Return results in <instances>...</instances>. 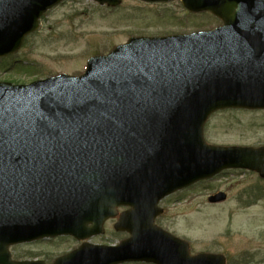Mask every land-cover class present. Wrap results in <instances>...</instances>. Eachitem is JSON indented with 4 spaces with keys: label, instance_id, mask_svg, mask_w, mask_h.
<instances>
[{
    "label": "water",
    "instance_id": "95a60500",
    "mask_svg": "<svg viewBox=\"0 0 264 264\" xmlns=\"http://www.w3.org/2000/svg\"><path fill=\"white\" fill-rule=\"evenodd\" d=\"M59 1L0 0V57L16 52ZM181 4L222 25L130 38L89 59L79 77L0 83V240L61 233L85 239L102 233L124 206L114 228L128 239L82 244L54 264H226L221 255L191 256L154 219L162 198L224 169L264 178V147L214 146L202 137L217 110L264 109V0ZM224 199L218 193L208 201ZM4 241L0 264H39L10 262Z\"/></svg>",
    "mask_w": 264,
    "mask_h": 264
},
{
    "label": "rangeland",
    "instance_id": "374dc122",
    "mask_svg": "<svg viewBox=\"0 0 264 264\" xmlns=\"http://www.w3.org/2000/svg\"><path fill=\"white\" fill-rule=\"evenodd\" d=\"M218 25L209 15L188 19L178 0L161 5L123 0L115 9L89 0L67 2L24 40L16 54L5 58L6 72L0 63V82L28 84L60 73L76 76L94 53L106 54L130 36L186 34ZM14 60L22 69L8 67ZM204 138L223 146H264V110L219 111L206 122ZM216 192L225 193L226 200L209 204L207 198ZM160 206L164 213L156 224L186 240L191 253H220L228 264H264V181L256 174L227 171L166 198ZM111 226L108 223L104 234L91 243L113 244L126 237Z\"/></svg>",
    "mask_w": 264,
    "mask_h": 264
},
{
    "label": "flooded vegetation",
    "instance_id": "af4514ba",
    "mask_svg": "<svg viewBox=\"0 0 264 264\" xmlns=\"http://www.w3.org/2000/svg\"><path fill=\"white\" fill-rule=\"evenodd\" d=\"M64 3L50 10L52 13ZM80 245V242L70 236H58L54 238H42L25 243L9 245L8 250L11 259L14 261L34 260L41 261L44 264H52L58 257L70 252ZM68 247V249H66Z\"/></svg>",
    "mask_w": 264,
    "mask_h": 264
}]
</instances>
